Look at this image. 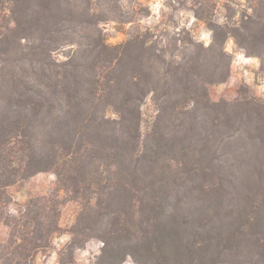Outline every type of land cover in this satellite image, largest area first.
Returning <instances> with one entry per match:
<instances>
[{"label":"trees","instance_id":"16d2710c","mask_svg":"<svg viewBox=\"0 0 264 264\" xmlns=\"http://www.w3.org/2000/svg\"><path fill=\"white\" fill-rule=\"evenodd\" d=\"M97 0H0V264H35L79 203L58 264L91 239L99 264H264V100H220L232 39L264 75V0L232 24L195 14L208 46L178 54L149 32L117 45ZM71 48L63 62L58 50ZM156 115L141 133V106ZM39 173L47 195L10 214L7 190Z\"/></svg>","mask_w":264,"mask_h":264},{"label":"rangeland","instance_id":"374dc122","mask_svg":"<svg viewBox=\"0 0 264 264\" xmlns=\"http://www.w3.org/2000/svg\"><path fill=\"white\" fill-rule=\"evenodd\" d=\"M250 1L97 0L96 9L108 14L99 25L107 44H121L131 36L149 32L153 35L152 41L156 42L158 48L170 54L176 46L175 53L178 54L185 48L188 39L205 47L211 42L210 30L204 21L196 18V13L217 24L226 22L232 24L239 19L242 12H251ZM71 51V48L58 50L54 53V59L63 62L72 54ZM225 51L231 56L230 76L225 83L209 86L210 99L214 102L251 97L264 100V75L254 70L252 65L242 64L243 58H238V55L244 54L232 39L226 42ZM240 66L242 69H239ZM235 72L241 74L240 78L230 80ZM155 115L156 108L151 99L147 98L141 106L142 134L148 131ZM54 184L55 176L51 173H39L24 182L15 184L7 190L11 202L6 207V211L16 214L29 198L49 194L54 189ZM59 197L62 202L59 220L61 231L52 237L50 248L36 256L35 264H58L59 252L70 241V229L75 222L80 205L74 200H69L63 192ZM7 237L8 228L0 222V243H3ZM100 249V241L89 240L83 248L75 251V264H99ZM123 264L135 263L130 258H126Z\"/></svg>","mask_w":264,"mask_h":264},{"label":"crops","instance_id":"0c3cea01","mask_svg":"<svg viewBox=\"0 0 264 264\" xmlns=\"http://www.w3.org/2000/svg\"><path fill=\"white\" fill-rule=\"evenodd\" d=\"M238 58H243V62H244V63H242V64H243L244 66H245V64L252 65V68H253L254 70H256V71L259 70V61H258L257 58L245 57V56L242 55V54L238 55ZM242 64H241V65H242ZM239 69H242V67L240 66ZM240 76H241L240 73L235 72V74H234L232 77H230V80H236V79H239Z\"/></svg>","mask_w":264,"mask_h":264},{"label":"built area","instance_id":"2783aa9c","mask_svg":"<svg viewBox=\"0 0 264 264\" xmlns=\"http://www.w3.org/2000/svg\"><path fill=\"white\" fill-rule=\"evenodd\" d=\"M237 60H238V58H237ZM238 63L240 64V60L238 61Z\"/></svg>","mask_w":264,"mask_h":264}]
</instances>
